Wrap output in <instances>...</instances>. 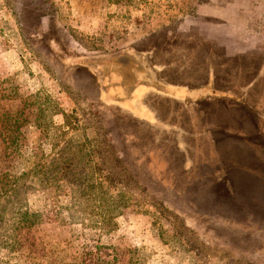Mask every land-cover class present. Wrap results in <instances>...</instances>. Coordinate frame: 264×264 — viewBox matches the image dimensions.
<instances>
[{
  "label": "rangeland",
  "instance_id": "374dc122",
  "mask_svg": "<svg viewBox=\"0 0 264 264\" xmlns=\"http://www.w3.org/2000/svg\"><path fill=\"white\" fill-rule=\"evenodd\" d=\"M263 150L264 0H0V264H264Z\"/></svg>",
  "mask_w": 264,
  "mask_h": 264
},
{
  "label": "trees",
  "instance_id": "16d2710c",
  "mask_svg": "<svg viewBox=\"0 0 264 264\" xmlns=\"http://www.w3.org/2000/svg\"><path fill=\"white\" fill-rule=\"evenodd\" d=\"M46 165L41 166V168H45ZM45 179L48 178V176L46 174H44ZM66 177V175H64ZM31 177L27 176L26 177V173H21L19 175H17V177H15L13 183L14 185L11 186L8 189H3V191L0 193V228L4 225V223L7 221V214L8 211L10 209V207L16 203L21 201L23 198H25L26 196V192L27 190L32 186L31 184ZM74 179V178H71ZM87 178H82L77 180V183L79 185H81L84 181H86ZM84 188H82L83 191ZM79 189V192H82ZM84 193V192H82ZM80 193V194H82ZM113 201V200H112ZM80 203V202H79ZM119 203L113 201V207L108 209H104L102 211L103 215H109L110 213H114L113 211L119 210L117 208V205ZM116 208V209H115ZM25 214V213H24ZM119 214V211L114 213V216L110 214V216H104L103 220L99 221L96 223V226L102 231V233H107V231H110L111 229H114L113 226H116V221L113 220L117 215ZM27 220H23V223H26ZM2 240L0 239V242ZM12 241V240H11ZM14 243L19 244V242L13 238V241L11 242L10 245H13ZM1 245V244H0ZM101 245L103 246V244H98L97 246H95L94 250H87V251H83V258H82V262L83 264H116L114 258L112 259H108L105 256H101L100 254V250L101 249ZM107 248V247H105ZM136 249L133 251V254L130 255L131 259L130 262L133 264H138V258H137V254H136ZM106 255V254H105ZM65 264H77L76 262H69V263H65Z\"/></svg>",
  "mask_w": 264,
  "mask_h": 264
},
{
  "label": "crops",
  "instance_id": "0c3cea01",
  "mask_svg": "<svg viewBox=\"0 0 264 264\" xmlns=\"http://www.w3.org/2000/svg\"><path fill=\"white\" fill-rule=\"evenodd\" d=\"M143 85H141V93L144 91L145 93L149 90V88L147 87V85L145 83H142ZM107 86V84L105 85ZM104 86V87H105ZM117 88V87H121L122 89H119L117 88L119 91L123 92L124 95H120L119 93H116V94H113V99L112 100H116L117 103L119 104H132L133 105V108L134 106L136 105L135 102H137V100L139 99V89H137L138 85H125L124 83H117L116 85L114 86H111L110 88ZM148 88V89H147ZM169 91L167 93V95H169L170 97L172 98H177V99H180V96H178L180 93L179 91L177 90H182L181 88H176V87H169L168 88ZM104 93H105V96L107 95V87L104 89ZM123 90V91H122ZM176 90V91H175ZM184 90V89H183ZM166 91H161L160 92V95H163L165 96V93ZM116 96V97H115ZM242 109H244L243 111L246 113V116L248 118V121L247 122H238V125H237V128H232V130L230 129V136L233 135V133H231L232 131H237V133H240V134H243V135H250L251 137V140L250 142H252V150H253V153H256V150L257 149H253L256 145L258 146H263V144L260 142V140L256 139L257 135L260 133L259 131V124L256 123L254 121L255 117H256V113L251 110L247 105L245 106V104L242 103ZM136 108V107H135ZM256 114V115H255ZM260 121V120H259ZM230 124V123H229ZM229 131V129L226 131V133ZM225 133V135H226ZM252 135L255 137L253 138ZM264 151V150H263ZM262 158L264 159V156H262ZM262 160V159H261ZM263 164V163H262Z\"/></svg>",
  "mask_w": 264,
  "mask_h": 264
}]
</instances>
